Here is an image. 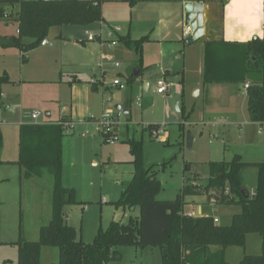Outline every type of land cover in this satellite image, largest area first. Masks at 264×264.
Returning a JSON list of instances; mask_svg holds the SVG:
<instances>
[{
	"label": "rangeland",
	"instance_id": "obj_1",
	"mask_svg": "<svg viewBox=\"0 0 264 264\" xmlns=\"http://www.w3.org/2000/svg\"><path fill=\"white\" fill-rule=\"evenodd\" d=\"M13 10L16 12L17 7H14ZM15 29V24H6L5 21L0 20V41L5 37L14 36ZM68 31V27L52 28L45 40L53 44L60 34L64 38H68ZM46 49L49 47H37L31 53H26L25 58L30 57V64L24 70L25 82L20 84L19 91L23 104L30 107L28 112L38 113L39 118L36 121L41 124L45 120L56 122L63 115L68 116L70 102L72 104L74 128L65 133L62 147L65 168L71 164L72 168L77 169L84 154L85 159L82 160V164L93 177L95 184L91 188L93 191L91 197L87 195V198H91L87 199L91 202L88 212L81 213L78 206L67 207L68 210L71 209V218L68 224L76 228L82 236L83 242L90 243L93 240V231L98 228L99 224L102 229L108 226V222L114 218V207L106 205L104 200H117L119 192L124 190L130 181L132 164L129 163L131 160L129 147L124 143L126 139L143 140L144 166L155 165L156 177L161 184V191L157 195L159 201L173 200L181 189L185 177L192 178L193 175H197L195 184L203 187L208 177L210 162H227L237 154L241 155L243 160L264 163V126L261 127L249 120L245 106L246 97L237 90L242 91V84L231 85L238 91L237 98L233 97V100L237 105H240L238 114L235 115L236 123H232L230 121L232 118L224 114L226 112L225 104L228 100L232 101V95H229L230 99L227 96L217 95V86H213L211 90L212 99L215 102L210 103L209 98H206L204 94L196 95L193 82H197L198 75L191 61L186 62L188 69L184 75L173 73L165 79L169 87L167 94L156 93V81L162 79V76L154 73L153 70L150 71L149 78L146 77L147 79L144 80L149 83L146 90H144L143 81L141 82L140 79L132 88L125 87L123 82V88L117 89L112 86V81L117 76L107 72L103 79V85H93L90 82L92 86L89 83L87 91L83 88L70 91L67 82L71 79L66 76L62 78L61 84L39 83L41 80H52L53 78L51 76L54 70L51 66L44 64L43 60L46 59L49 63L54 64L52 57L56 54L51 52V58H44L47 54ZM7 51L9 53L7 55L10 57L6 56V58L0 59V63L16 71L15 74H17V67L21 63L19 62V52L17 49ZM71 51L74 53L73 50ZM196 54L197 52H194L192 56ZM201 56H203L202 52ZM179 65H181L180 60L174 63L176 68H179ZM39 69L44 73L36 75L35 73ZM79 77L82 79L81 75ZM105 86H109V88L105 89ZM91 88L97 91L94 92ZM242 98L244 99L243 117L241 116ZM107 99H109L108 102H106ZM119 99H123L127 104L130 102V115L122 114V111H119L120 115L115 125L117 140L112 145L104 144L100 134L97 133L100 130L99 123H102L101 117L105 113H110L112 117L118 114L116 108L124 106L119 103ZM181 107H184L187 113L192 109V113L183 126L185 132L182 129V135L179 137V127L183 122L179 112ZM46 111L50 112L49 117L45 116ZM11 112L15 113L11 116L9 114L2 116V112L0 113V120L3 122L0 123L1 162H15L18 158L17 117L20 109L13 108ZM202 114L204 117L209 116V119L205 118L204 122L212 123L215 116L218 124L212 125V127L210 125L199 127ZM129 116L131 122H127ZM125 123L131 126L127 131ZM152 123L161 125V130L166 132L167 138L164 137L166 141L161 140L163 134L158 139L151 138L148 133L142 135V129ZM187 132L196 140L190 150L186 148L185 140H183ZM70 137L72 142H69L70 139L67 140ZM88 150L89 153H87ZM94 163H98V165H94ZM163 163L165 164L164 168L159 166ZM18 169L14 164H0V264L3 260L6 261L5 264H16V247L10 243L17 241L19 225H21L20 230L24 238L36 241L37 225L41 223L42 226H45L51 217L50 207L47 206V203L50 202L51 177L45 174L42 179L36 180L38 186L32 188L24 182L20 184ZM257 173L256 168H248L243 173L244 186L248 192L255 187ZM75 182L76 185L79 184L78 179ZM79 188L85 190V186ZM35 191H38L39 194H35ZM203 192V189L199 191V194H203L201 197L199 195L186 197L184 210L190 209L191 200L199 199L205 202L208 195ZM239 212L240 207L237 204H228L213 205L212 210L204 213L215 216L219 220L218 223H215L216 225L228 226L232 216ZM19 218L21 222H19ZM118 219L120 220V218ZM122 222L126 223V220L124 219ZM258 237L257 234H250L247 236L243 248H227L225 264H238L243 255L260 254V242L259 244L254 242L255 239L260 241ZM53 249L57 251V249ZM118 249L122 256H118L119 259L117 257L120 264H160L157 248H146L140 250L141 252L134 250L133 247ZM56 262L58 259L53 263ZM43 263L48 264V261L43 258Z\"/></svg>",
	"mask_w": 264,
	"mask_h": 264
},
{
	"label": "trees",
	"instance_id": "obj_2",
	"mask_svg": "<svg viewBox=\"0 0 264 264\" xmlns=\"http://www.w3.org/2000/svg\"><path fill=\"white\" fill-rule=\"evenodd\" d=\"M120 1L133 6L138 0ZM101 3L99 0H0V20L6 24L14 22L17 32L3 38L0 47L27 52L37 48L52 28L88 27L98 23L101 21ZM14 7H17L16 12ZM117 41L140 56L148 38L132 40L128 36H118ZM134 78L130 74L125 80L128 83ZM202 81L204 86L246 84L248 118L261 126L264 122V31L261 38L246 43L206 42ZM8 82L5 73L0 76V95L1 85ZM181 115L184 116L182 110ZM183 118L185 120L187 116ZM61 121L68 122V118L61 117L57 122ZM158 128V124H149L142 133ZM65 135L63 127L56 122L22 124L18 129L17 160L0 161V164H14L19 168L20 184L45 174L52 182L51 217L39 228L37 240H26L19 225L18 239L10 243L16 247V264H40L41 247L57 249L58 262L51 264H120L117 260L120 247L158 248L160 264H225L226 249L243 248L249 234L259 236L261 252L243 255L238 264H264V163L243 162L239 155L227 162H210L203 187L195 184L197 175L185 177L173 200L159 201L157 195L161 184L156 177L155 165L144 166L143 140L126 139L124 143L131 155V178L112 205L123 210L137 208L139 215L125 224L110 222L105 229L97 230L90 243H84L76 228L65 220L66 207L83 204L77 201L73 188L62 184ZM159 166L164 168L165 164ZM248 168L258 170L253 195L248 193L243 181V173ZM202 189L208 195L205 201L208 204H237L240 207V212L232 216L228 226L216 225L209 216L184 214L185 198L201 195ZM246 193L247 198L244 197Z\"/></svg>",
	"mask_w": 264,
	"mask_h": 264
},
{
	"label": "crops",
	"instance_id": "obj_3",
	"mask_svg": "<svg viewBox=\"0 0 264 264\" xmlns=\"http://www.w3.org/2000/svg\"><path fill=\"white\" fill-rule=\"evenodd\" d=\"M186 2L202 3V21H203L202 36L188 46L184 45L183 42L184 40L182 38V29L184 26L182 6L183 3ZM100 10H101L100 22L92 24L88 27L63 26V27H68L69 30L68 38H64L60 34V36H58V39L54 41L53 44L49 42V45L38 46L41 48L49 47V49H46L47 54L44 56V58H49L51 52H54L56 54L54 55V57H52V59L55 62L54 64L49 63L46 59L43 60L44 64L51 66V68L54 70L51 76V78L53 77L52 80H41V82L39 83L61 84L62 78L66 76L71 79L69 82H67V86L68 89H70V91L74 89L78 90L79 88H83L85 91H87L86 88L89 86L90 82H92L93 85H97V84L103 85L104 84L103 79L106 76V73L108 72L110 74L111 73L114 74V76L115 75L117 76V78H114L112 81L113 87H115V85L113 84L114 81H118L120 84L124 82L125 85L124 84L123 85L125 87L127 86L128 88H132L134 84H136V82L140 79L141 82L143 81L142 85L144 90H146L149 87V83L148 81H144V80L149 78V73L151 70H153L154 73L159 74V76H162V78L164 79L168 78V76L172 75L173 73L175 74L182 73L184 75L186 70L188 69L186 62L191 61L198 75L197 82H193V87L196 88V95L199 96L201 94H204L206 98H209L208 101L212 103L214 101L211 95L212 93L211 90L213 86H217L216 87L217 95L229 97V95L231 94L232 101L228 100L226 102L225 104L226 112H224V114H226L227 117L232 118V120H230L232 121V123H236L235 115L238 114L240 105H237V103L234 102L233 97L237 98L238 91L242 93L243 96L246 97L245 95L246 89L244 88L246 84L242 86V91H240L239 89H237L238 90L237 91L234 86H231L233 84H218V85L214 84V85L204 86L202 81L203 56H201V52L203 54L204 45L206 42L209 41H213V42L223 41L228 43H246L252 40L254 37L261 38L264 31V0H138L133 6H129L128 4L123 3L120 0H106L101 3ZM8 24H15V23L9 22ZM108 27L120 28L119 33L115 35L114 38H112V40L115 41V45L112 46L109 45V43L103 40V38L100 40L97 39L94 42H88L86 40L87 32L98 34L99 32L107 31ZM80 32L82 35L80 34ZM15 33H16V29H15ZM118 36L121 37L128 36L132 40H136L143 36H147L148 41L143 44L141 48L140 56H138L133 50L128 49L122 43L118 42L117 41ZM25 41L27 42L28 40ZM13 49L15 48L0 49L1 50L0 59H4L6 58V56L10 57L9 55H7L9 54L7 53L8 52L7 50H13ZM71 50H73L74 53H72ZM31 51L32 50L27 52H21L18 50L19 52L18 56L20 59L19 62L21 63H19L17 67L18 68L17 74H15L16 71H13L11 68H7L5 64L0 63V76L5 73L8 76V80H9L8 83H4L1 85L0 113L2 112V116L8 114L9 116H11L16 112V111L14 113L11 112L13 111V108L20 109L21 113L19 112V115L17 117L18 129L20 125L30 122L29 121L30 112H28L30 111V107H27L23 104L19 89H20V84H23L25 82L23 78L24 70L30 64V57L26 59L25 55L26 53H31ZM194 52H197V54L195 56H192ZM179 60L181 61V65H179V68L178 67L176 68V66H174V63H176V61L179 62ZM114 62H119L121 64L120 67L114 68L113 67ZM135 72H137L136 75ZM41 73L44 72L41 71V69H39V71L35 74L40 75ZM130 74L134 75L135 78L127 83L125 79L128 76H130ZM80 75L82 76V79L79 77ZM30 81H35V80H30ZM36 81H40V80H36ZM107 88H109V86L107 87L105 86V89ZM115 88L119 89L118 87ZM91 89L94 92L97 91L96 89L93 88ZM12 103H17V104H12ZM119 103L124 104V106L122 107L118 106L119 109L116 108L118 113L119 111L120 112L122 111V114L130 115V111H131L130 102L127 104V102H124L123 99H119ZM243 106H244V99L242 98L241 99L242 117H243ZM181 110L183 111L184 114L183 117L187 116V119L184 120V118L181 115ZM179 112L181 115V119L183 121L180 125L182 126V129L185 132V128L183 126L187 123V120L189 119L190 114L192 113V109L187 113L185 111V108L181 107L179 109ZM45 116L49 117L50 112L46 111ZM62 117L68 118V122L73 123V128H74L71 102H70L69 115L68 116L63 115ZM205 118H207L208 120L209 116L204 117V115L202 114L199 121L200 123L199 127L202 126L204 127L208 125L212 127V125L218 124L217 123L218 120L215 119V116L213 118L212 123H210L209 121L204 122ZM127 122H131L130 116L127 118ZM0 123L3 122L0 120ZM42 123H55V122H49L45 120ZM129 125L130 124L125 123L124 126L126 131L129 130V128L131 127ZM179 128H180L179 137H181L182 129L181 127ZM97 133L100 134V130H98ZM144 133H148V132H143L142 135ZM162 134L163 136L160 135L162 137L161 140L166 141V139L164 140V137H166V132L162 131ZM83 137L86 138L85 135ZM68 139H70L69 142L70 141L72 142L71 137L67 138V140ZM195 141L196 140L193 139V144L195 143ZM62 147H63V142H62ZM89 152L90 151L88 150L87 153ZM239 156L242 159V156L241 155ZM81 159L82 160L85 159L84 154L83 157H81ZM82 160L80 161V165L77 167V169L72 168L71 164L67 165V168H65L64 155L62 150V184L65 187L74 189L77 201L83 203L79 207L80 212L86 213L89 211L88 208L89 204H91L90 200H87L91 198H87V195H89L88 197H91L93 192L91 188L95 184L93 181V177H91V174L86 171L87 169L82 164ZM89 161L91 162V159ZM242 161L248 163H259V162H252L251 160H243V159ZM129 163H131V160H129ZM94 165H98V163L97 164L94 163ZM18 176H19V169H18ZM42 178H32L30 180L24 181V183L30 185L32 188L33 187L35 188L38 186L37 183L38 181L36 180H40ZM76 179L79 180L78 185H76L75 182ZM81 186L82 187L85 186V190H83V188L81 190V188H79ZM254 186H256V180ZM254 188L252 191L248 193L253 192ZM50 190H51V186H50ZM122 191H120L119 193L121 194ZM35 194H39L38 191H35ZM199 196L201 197L202 195ZM117 200H113V201L104 200V201L106 205L108 204L113 206L112 203ZM48 205L50 207V202L49 204L47 203V206ZM189 206L190 209L186 211L183 208V212L187 213L190 211H195L196 213H198L199 216H209L207 213L204 212L210 209L212 210L213 207L212 204L202 202L199 199L196 201L191 200V205ZM70 211L71 209L68 210L67 207L65 208V220L67 224L69 219L71 218ZM50 214H51V209H50ZM113 215L114 218L110 222L115 221L125 224L124 222H122L124 219L126 220L127 223L129 219L137 218L139 214L137 208H130L123 210L121 208L114 207ZM117 217L120 218V220ZM209 217H211L212 219H217L215 216L212 215ZM115 218L117 219L115 220ZM218 222L219 220L217 219L216 223ZM40 227H42L41 223L37 225L36 236H38V230ZM99 228H101L100 224L98 228H96L93 231V235L96 234ZM25 239L32 241L31 239H27V238ZM81 240H82V236H81ZM254 242H256L257 244H259L260 242V250H261V241H256L255 239ZM145 249H134V250L140 251ZM43 258H45V260L48 261V264H51L54 261H57L58 252L55 251L53 248L41 247L40 264H44ZM5 263L6 261L3 260L2 264Z\"/></svg>",
	"mask_w": 264,
	"mask_h": 264
},
{
	"label": "built area",
	"instance_id": "obj_4",
	"mask_svg": "<svg viewBox=\"0 0 264 264\" xmlns=\"http://www.w3.org/2000/svg\"><path fill=\"white\" fill-rule=\"evenodd\" d=\"M19 1H28V0H19ZM43 1H49V0H43ZM99 1L104 2L106 0H99ZM7 17L8 16H5V18H7ZM119 31H120L119 27H113V28L108 27L107 31L99 32L98 34L87 32L86 33V40L88 42H94L97 39L100 40L103 38V40L107 41L109 43V45L112 46V45H115V41H113L112 38H114L115 35H117L119 33ZM16 34H17V32H16ZM190 35H191V30H190L189 25L183 26V29H182L183 40L186 39L187 37H189ZM46 45H49V42L46 40L41 41L39 44V46H46ZM120 65L121 64L119 62L113 63L114 68H119ZM113 84L115 85V87H118L119 89L123 88V85L120 84L118 81H114ZM244 88L246 89L247 85H245ZM168 89H169V87L167 86L164 78L158 79L156 81V93H158L160 95L166 94L168 92ZM108 101H109V99L106 100V102H108ZM119 115H120L119 113L115 117H112L110 115V113H105L104 115H102V117H101L102 123H99V124H100V135H101L102 142L104 144L112 145V144H114V142H116L117 138L115 135V125L117 124V119H118ZM38 118H39L38 113H30L29 114V121L32 124H41V123H38L36 121V120H38ZM56 123L63 127L65 133L69 129L73 128V123H71V122L61 121V123L60 122H56ZM263 126H264V122L262 123L261 127H263ZM263 131H264V128H263ZM148 134L151 138L158 139V137L162 134L161 127L158 128L157 130L150 131V133H148ZM225 193H227V189H226ZM250 194L253 195V192H251ZM184 214L186 216H190V217H196L197 216V213L195 211H190V212H187ZM213 222L216 223L217 219H213Z\"/></svg>",
	"mask_w": 264,
	"mask_h": 264
},
{
	"label": "water",
	"instance_id": "obj_5",
	"mask_svg": "<svg viewBox=\"0 0 264 264\" xmlns=\"http://www.w3.org/2000/svg\"><path fill=\"white\" fill-rule=\"evenodd\" d=\"M182 9H183V25L184 26L189 25L190 30H191V35L187 37L186 39H184L183 41L184 45L188 46L192 44L195 40H198L203 34L202 3L186 2V3H183ZM253 39H255V37ZM136 73L137 72H135V75ZM117 109H119V107H117ZM176 110H177V107H176ZM184 140H185L186 148L190 150L193 144V137L189 134V132L185 134ZM247 196H248V193L244 195L245 198H247Z\"/></svg>",
	"mask_w": 264,
	"mask_h": 264
}]
</instances>
